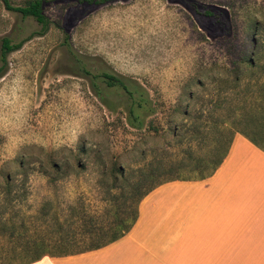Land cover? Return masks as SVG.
<instances>
[{"label": "rangeland", "instance_id": "rangeland-1", "mask_svg": "<svg viewBox=\"0 0 264 264\" xmlns=\"http://www.w3.org/2000/svg\"><path fill=\"white\" fill-rule=\"evenodd\" d=\"M8 1L19 6L25 0ZM186 1L200 11H224L228 31L202 26L181 0H42L45 29L0 1V38L20 43L0 60V169L11 176L8 193L0 180V264L33 257V250H20L32 241L55 252L49 239L58 233L112 222L123 187L140 182L143 189L162 179L159 170L150 180L140 175L176 151L164 141L167 134L161 137L165 129L217 116L210 105L225 68L248 53L252 42L264 43V0ZM81 63L88 76L79 72ZM101 73L147 92L154 112L144 122L153 131L126 125V95L106 87ZM207 147L198 144L194 155ZM75 154L82 159L80 172L73 166ZM49 157L59 164V178L48 167ZM113 162L123 167V177L119 188L110 189ZM87 243L62 249L82 250Z\"/></svg>", "mask_w": 264, "mask_h": 264}, {"label": "trees", "instance_id": "trees-1", "mask_svg": "<svg viewBox=\"0 0 264 264\" xmlns=\"http://www.w3.org/2000/svg\"><path fill=\"white\" fill-rule=\"evenodd\" d=\"M0 1L6 10L17 13L22 19H31L42 29L46 28L48 21L41 11L42 0H25L19 6H12L8 0ZM73 1L87 5L93 2V0ZM181 1L190 7L195 20L202 26L212 30L228 31V20L224 11L207 7H203L200 11L193 3L186 0ZM263 45V41L252 42L248 53L241 54L238 60L232 63L231 68H225L224 75L218 79L215 98L210 105V113L217 115L215 118L209 116L208 119L195 122L197 124L189 123L190 125L179 127L176 125L165 129L161 137L165 138L164 136L167 134L168 136L164 141L176 148V151L170 154L166 153V157L159 160L157 167H150L140 175L142 181L150 180L154 177V172L159 170V174L162 176L161 180L143 189L140 182H133L123 187L126 191L122 189L120 212L118 211L112 222L78 234L58 233L49 239V247L58 248L55 252L45 249L41 244L42 241H32L30 245L26 244L20 247L24 254L28 251L30 253L32 250L34 252V256L22 264H28L45 256L60 257L95 250L121 238L136 221L137 205L145 195L156 186L166 182L208 178L224 159L234 134H239L264 152V53L260 52ZM19 47L20 43L12 44L9 38L1 37V62H4L8 53L17 50ZM77 68L85 76L90 74L84 63H81ZM99 77L102 78L106 87H117L125 93L127 98L124 105L126 125L136 130H140L146 125V130L153 131L152 125L147 121L144 122V119L151 117L154 112L147 92L114 74L101 73ZM90 86L95 89L92 83ZM95 95L99 97L97 92ZM98 99L106 109L111 110L106 101L100 97ZM176 113L186 116V109L177 107ZM189 130H192L191 134L187 133ZM202 142L208 146L206 152L203 155L195 156L193 150ZM83 152L81 151L82 154ZM81 160L78 154L73 156V166L79 172L83 168ZM19 167L21 168L20 165ZM48 167L51 173L56 176L55 178L60 177L59 164L55 161V157H49ZM122 168L118 163H112L108 170L110 189L119 188L117 183L123 177ZM190 173L195 174V176H188ZM0 180L8 193L11 190L9 184L11 176L8 171L2 168L0 169ZM104 229L109 230L110 233L108 235L103 233ZM78 240H87V246L82 250L73 252H66L62 249L63 246L75 244ZM14 250L15 248L12 249V251Z\"/></svg>", "mask_w": 264, "mask_h": 264}, {"label": "crops", "instance_id": "crops-1", "mask_svg": "<svg viewBox=\"0 0 264 264\" xmlns=\"http://www.w3.org/2000/svg\"><path fill=\"white\" fill-rule=\"evenodd\" d=\"M28 264H264V152L234 134L208 178L145 195L121 238Z\"/></svg>", "mask_w": 264, "mask_h": 264}]
</instances>
